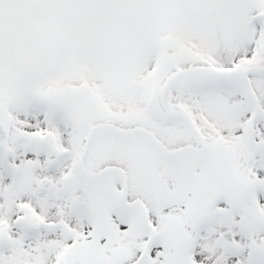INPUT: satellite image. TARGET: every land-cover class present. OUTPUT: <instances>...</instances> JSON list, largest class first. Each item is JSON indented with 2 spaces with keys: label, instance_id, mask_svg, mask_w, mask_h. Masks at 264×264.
Masks as SVG:
<instances>
[{
  "label": "snow or ice",
  "instance_id": "1",
  "mask_svg": "<svg viewBox=\"0 0 264 264\" xmlns=\"http://www.w3.org/2000/svg\"><path fill=\"white\" fill-rule=\"evenodd\" d=\"M0 264H264V0H0Z\"/></svg>",
  "mask_w": 264,
  "mask_h": 264
}]
</instances>
